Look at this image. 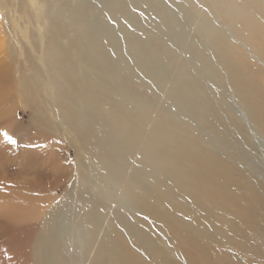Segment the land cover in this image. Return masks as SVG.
I'll return each instance as SVG.
<instances>
[{
	"label": "bare ground",
	"instance_id": "bare-ground-1",
	"mask_svg": "<svg viewBox=\"0 0 264 264\" xmlns=\"http://www.w3.org/2000/svg\"><path fill=\"white\" fill-rule=\"evenodd\" d=\"M72 1L0 0V264H264L263 10Z\"/></svg>",
	"mask_w": 264,
	"mask_h": 264
},
{
	"label": "rangeland",
	"instance_id": "rangeland-1",
	"mask_svg": "<svg viewBox=\"0 0 264 264\" xmlns=\"http://www.w3.org/2000/svg\"><path fill=\"white\" fill-rule=\"evenodd\" d=\"M61 1H63V0H61ZM72 1V0H71ZM117 0H113V1H111V0H79V1H77V2H81V3H83V6L85 7V9H86V13H87V16H88V19H90V20H93V21H97V22H99L100 21V19L102 18L103 20H106L107 18H108V22H110V24H112V23H114V24H112V25H114L115 26V22H114V20H112L111 18V16L109 15V12H110V9H112L113 7H111L112 5H115V4H117L118 2H116ZM180 1V0H179ZM182 1V0H181ZM252 3H251V7L252 8H256V7H260L262 10H263V12H264V0H250ZM73 2V1H72ZM81 3H79V4H81ZM110 3H112V4H110ZM108 4H110V5H108ZM162 4H167V6L170 8V9H172V10H175V11H177V12H179V7H180V5H179V3L178 2H176V1H174V0H163V3ZM179 5V6H178ZM115 8V7H114ZM176 8V9H175ZM107 9H109V10H107ZM160 9V8H159ZM164 9V8H163ZM103 10V11H102ZM130 10H132V9H130V6L127 8V10H126V12H130ZM105 11H108V12H105ZM159 13H162V11L161 12H159ZM102 14V15H101ZM104 14V15H103ZM98 15V16H97ZM157 15V14H156ZM155 15V16H156ZM103 16V17H102ZM107 18H106V17ZM155 16H153L154 18H155V20H156V22H157V25H156V29L157 30H159L160 32H161V34L162 33H164L165 32V29H164V27H163V25L161 24V21L159 22V15L157 16V17H155ZM162 16V15H161ZM110 17V18H109ZM188 17L187 16H185L184 18H182V22H183V25L185 26L184 28H185V31H184V34H186L187 36H188V38H190V36H191V39H192V41H193V43H198L199 45H203V46H205L206 45V41H205V39H204V35H203V33L197 28V26H195V24H189V21H188ZM162 23H163V21H162ZM190 29V30H189ZM163 35V34H162ZM185 36V35H184ZM183 36V38H177L176 40H171L170 41V43H171V46L173 47H179V48H181V49H183V45H186L187 44V36H185L184 37ZM178 40V41H177ZM175 43H174V42ZM185 51V50H184ZM249 55V57H250V61L253 63L252 64V69L253 70H256V68H258V62L256 61V59L251 55V54H248ZM186 57V56H185ZM186 59L187 60H189V61H191V57L190 56H187L186 57ZM186 60V61H187ZM188 62V61H187ZM231 108H235V105H234V103L233 102H231ZM237 110V109H236ZM261 151V150H260ZM263 155V156H262ZM261 157L262 158H260V161H259V164H261L260 166H262L261 167V169H262V171H263V173H264V153H262V151H261ZM257 239H258V241L260 242V243H263L264 242V239L262 238V236H257Z\"/></svg>",
	"mask_w": 264,
	"mask_h": 264
},
{
	"label": "snow or ice",
	"instance_id": "snow-or-ice-1",
	"mask_svg": "<svg viewBox=\"0 0 264 264\" xmlns=\"http://www.w3.org/2000/svg\"><path fill=\"white\" fill-rule=\"evenodd\" d=\"M3 137L5 140L11 142V143H14L15 141L13 140V137L11 135H9L7 132H3L2 133Z\"/></svg>",
	"mask_w": 264,
	"mask_h": 264
}]
</instances>
